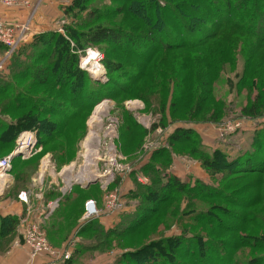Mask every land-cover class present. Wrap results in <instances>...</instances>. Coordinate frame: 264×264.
Here are the masks:
<instances>
[{"label": "trees", "instance_id": "obj_1", "mask_svg": "<svg viewBox=\"0 0 264 264\" xmlns=\"http://www.w3.org/2000/svg\"><path fill=\"white\" fill-rule=\"evenodd\" d=\"M93 2L74 0L64 11L68 20H75L64 23L66 32L51 29L35 34L8 58L5 68L0 72V156L13 152L18 137L25 131L34 132L37 144L48 147L62 132L65 121H72L80 112L92 106L91 101L102 95L103 90H106V95L109 93L112 96V92L131 88L145 74L147 68L143 71L139 65L121 66L106 57L109 49H100L104 54L103 64L111 75L110 85H101L80 68L78 51L97 48L96 45L108 43L124 49L131 46L130 51L138 53V64H141L142 59L144 62L149 61L151 51L164 47L171 50H196L204 49L213 41L234 44L238 38H231V31L238 30L254 43L247 55V67L241 85L251 87L256 81L264 83V74L259 73L260 70L264 72V65L251 75L256 53L264 49V0H167L165 6H160L158 0H126L127 8L130 5L135 7L130 11L140 21V25L134 26L132 30L101 25L94 27L96 19L102 15V6L91 7ZM169 16L176 20L174 28L166 21ZM161 21H166V25L162 26L168 27L164 32L157 31ZM247 39H244V47ZM213 50H205L201 55V58L207 55L210 61L202 72L208 73L207 66L213 70L218 66L220 54L216 55ZM257 60L264 64V55ZM199 84L200 93L194 113L202 111L203 100L212 92L210 79H201ZM62 94L70 98L74 95L73 101L63 100L65 96ZM222 111L221 107H212L206 117L210 121H217ZM243 111L252 118L264 116V94L259 92ZM139 129L146 132L143 128ZM259 130L255 131L251 146L241 150L236 158L229 157L219 149L213 152L205 149L193 131H175L170 135L171 144L174 146L182 141L196 144L198 147L194 151L202 153L203 168L212 179L188 182L167 170L159 172L160 168L151 161L146 173L152 174V182L140 186V189L133 190L129 195V198L138 201L136 207L120 213L116 223L110 226L102 223L101 218L79 224L77 235L85 240L76 245L71 259L64 264H77L88 251L101 253L115 246L116 242L122 241V246L128 244V238L147 226L151 220L154 221L147 226L148 235L144 238L150 242L142 241L136 246L137 250L123 253L112 264H264V215L254 209L259 203H264V129ZM167 152L165 148L157 149L152 159L161 158ZM20 161L19 156L14 157L11 172L16 171ZM21 174L18 173L15 184L4 192L0 200L23 202L19 195L28 188L30 181L21 177ZM245 178H249V181L240 184L239 181ZM92 185L86 188L77 185L72 191L78 190L82 194ZM71 194L61 203V208L66 206L62 213L59 216H55L56 213L52 215L51 219L61 220L60 223H54L47 229L48 238L55 246L66 241L75 227L68 209L75 202ZM195 201H214V210L204 207L195 209ZM222 202L241 207L240 213H231V223L228 225L219 215V212L224 211ZM176 203L179 209L187 203L179 217L181 221H215V229L228 230L234 235L233 241H215L211 236L194 232L187 226L182 227L179 236L166 237L163 234L160 239L153 240L160 229L173 220L174 211L169 209H177ZM19 222L18 215L0 213V238L3 239L0 245L11 243L12 234ZM248 223H251L249 228L246 226ZM247 249L248 256H243ZM185 254L189 255L190 261L182 259Z\"/></svg>", "mask_w": 264, "mask_h": 264}, {"label": "rangeland", "instance_id": "obj_2", "mask_svg": "<svg viewBox=\"0 0 264 264\" xmlns=\"http://www.w3.org/2000/svg\"><path fill=\"white\" fill-rule=\"evenodd\" d=\"M125 1L94 0L91 7L102 6L100 8L102 15L96 19L94 27L101 25L116 29L132 30L134 26L140 25L139 18L130 11L131 8L135 7L130 5L127 8ZM56 2L63 4L60 7L62 17L53 22L55 27L51 26V29L66 32L63 28L64 23H72L75 20H68L64 11L68 6L73 4L74 0H59ZM166 2L167 0H158L160 6H165ZM120 7L123 11L117 13L122 10ZM166 21L170 27L174 28L176 20L173 16H169ZM166 21H161L158 24L157 31L164 32L167 30L168 27L162 26L166 25ZM231 32L233 35L231 38H238L234 41V44H222L220 41H213L209 46L204 47V49L199 48L196 50L186 48L171 50L168 47H164L161 50L151 51L149 61L147 62L145 60L144 62L142 59L141 64H138L140 62L138 60V53L130 51L131 46H128L127 49L108 43L95 46L97 47L95 49L99 48L98 50L101 53H103L101 50L105 48L109 49V54L107 53L106 57L113 62L120 63L119 65L121 66L139 65L143 68V71L146 68L147 70L129 89L112 92V96L109 93L106 95V90H103L102 95L96 96V99L91 101L93 103L92 106L80 112L72 121H65L66 125L63 127L62 132H59L55 141L50 143L48 147L38 145L37 150L33 152L35 156L28 160H21L15 168L16 171L10 173L7 189H10L15 184V177L18 176V173H22L20 176L31 182L30 184L27 183L28 188L26 189V191L30 192V196L28 203H26L28 206L25 207L24 211L22 210L23 212L20 211V205H2L3 202L5 203L7 201L0 200L1 214L14 215L17 213L15 215L20 217L18 227L12 234L11 243L8 245H0V264L11 255L13 249H16V247L19 248L21 244L23 245V220L25 218L40 222L45 206L49 202L55 201L58 198H62L61 201H63L67 195L73 192L72 190L69 192L70 186L67 184L69 179L72 182L76 180L79 186L87 185L90 180L96 179L97 182L94 183L95 185L91 184L92 186L82 194H79L78 190H74L71 194V199H74L75 202L68 209L70 219L72 222L75 221V227L68 239L58 245L60 247L66 244L67 241L77 240L78 244L85 240L82 236H78L77 232L89 200H95L99 203L101 209L104 210V204L109 195L118 191L121 193V199L126 203L123 211L134 209L138 201L135 198H129L130 192L152 182V174L146 173L151 161L160 168L159 172L167 170L173 176H180V178L188 182H195L199 179L204 181H209V178L212 179L208 177L209 175H207L203 168L201 161L202 153L200 151H194L198 147L196 144L186 141L175 143L174 146L171 144L170 135L178 129L193 131L198 135L205 149L210 152L219 149L232 158H236L241 150L248 149L251 146L255 137V131L259 129L262 131L264 129V116L252 118L245 115L243 110L255 100L259 92L262 95L264 94V83L260 82L259 84L256 81L255 85L251 87L241 85L247 67V55L252 50L254 43L238 30ZM244 39H247V44L245 45L246 50L244 47ZM210 48L214 49L213 51L216 55L220 54L218 57V66L214 70L209 69L207 66L208 73L202 72L210 61L207 55H205V58H201V55H203L205 50ZM78 52L81 60L85 51ZM256 54L257 56L254 59L251 75H253L254 70H258L264 65L260 64L257 60L259 56L264 55V49H259ZM87 68L92 72L87 71L89 75L101 85H110L111 75L104 64L102 66L103 75L101 77L96 75L97 70L90 67ZM259 73L264 74L261 70ZM201 79H210L212 81V92L208 98L203 100L202 111L194 113V107L200 93L199 83ZM35 93L38 94V92ZM63 96L65 97L62 99L67 102L73 101L74 99V95H71V98L69 95L64 94ZM105 101L107 103H105V109L103 110L104 115L102 114L100 118L102 121L92 125L93 132L98 136L100 135V144H97L95 141V144L93 143L91 147H86L84 142L91 130L90 120L94 115L96 107ZM212 107H221L223 109V113L217 121H210L208 120V116L206 117V115H209L208 113L212 110ZM13 121L15 120L13 119ZM237 124H244V126L243 128L235 129L236 131L233 130L228 133L230 127ZM135 126L138 128L135 129ZM139 128H143L146 132ZM25 132H22L20 136ZM160 148H165L168 151L167 154L161 158L152 159L153 152ZM10 154L12 152L2 154L0 159ZM46 164L49 165L47 169L45 167ZM67 168L70 170L65 172ZM42 170H44V175H41L42 180L39 182L40 172ZM86 173L88 177L90 176L86 178L87 180L79 182V180L75 179L79 175ZM248 179L245 178L239 182L243 184L249 181ZM73 184L75 185V183ZM64 189L67 190V194L65 193V195H63ZM213 203L214 201H195L194 208L199 209L200 207H204L206 209H213ZM176 204L177 209L173 206V208L169 209V211H174L173 220H170L168 225L162 227L153 240L160 239L163 234L166 237L179 236L182 234V227L187 226L188 229L194 232L211 236V239L215 241H233L234 235L231 232L215 229V221L209 223L181 221L179 217L183 214L187 203L182 204L180 209L178 203ZM222 204L224 205L222 208L224 211L219 212V215H222V219L228 225L231 223L229 219L231 218L229 217L231 213L238 214L241 211V207L237 204L234 205L227 202H222ZM65 208V205L61 208L60 204V207L54 212L56 213L55 216H59ZM254 209L260 210L262 212L261 215H264V203H259ZM116 213L111 212L109 215L118 217L120 214ZM51 218L52 216L42 224L47 237V229L54 223L58 224L61 221H56ZM153 221H149L146 225H152ZM111 222L109 224L116 223L112 219ZM147 226L135 235L130 236L128 238V244L122 246V241H120L119 243L116 242L115 246H110L101 253L88 251L85 257L77 264H99L102 261H112L113 263L123 253H130L133 250H137L136 246L142 241H149V239H144L148 235L149 229ZM246 226L249 228L251 223H248ZM48 240L52 245L54 244L49 238ZM2 243L3 239L0 238V244ZM53 246L59 248L58 246ZM2 249L3 252H1ZM247 252L248 249L244 252L245 254L243 256H248L246 255ZM182 259L190 261L188 254L183 255Z\"/></svg>", "mask_w": 264, "mask_h": 264}, {"label": "built area", "instance_id": "obj_3", "mask_svg": "<svg viewBox=\"0 0 264 264\" xmlns=\"http://www.w3.org/2000/svg\"><path fill=\"white\" fill-rule=\"evenodd\" d=\"M48 1L49 0H0V5L4 7L20 9L25 8L29 11L31 10L28 19L24 22H7L0 19V72L5 68L7 60L12 52L30 37L32 33V20L34 18V14L36 13L38 5H40L41 3H46ZM53 1L56 2L59 0ZM103 61L104 54L101 53L98 49L91 47L85 50V53L80 60V67L83 70L91 72V70H89L87 67L96 70L95 64H103ZM102 75L103 72L97 76L101 77ZM243 126L244 124L231 126L228 133L232 132L235 129L237 130L239 128H243ZM26 141L27 143L25 144ZM24 146L29 147L23 150ZM38 147V144L34 143L33 133H31V131L25 132L19 137L17 141V147L12 152V154L0 159V177H2L5 173L8 174L7 178L5 177L4 179L5 182L0 185V196L3 195L8 188V179L13 168L14 157L19 156L21 160H28L31 157L35 156L33 152L37 150ZM45 167L47 169L49 165L46 164ZM43 171L44 170L40 172L39 182H41L42 176L44 175ZM76 185L78 184L75 183V185H70L69 192ZM65 193L67 194L66 189H64L63 195H65ZM29 196L30 192L24 191L19 195V198L25 203H28ZM61 200L62 198H58L55 201L49 202L45 206L44 213L42 214L43 217L40 222L27 218L23 220V245L28 251V255L30 258L29 264H64L66 261H69L71 259L77 245V240L69 241L62 247L56 248L49 242L47 234L42 227L44 221L48 220L50 216H52V214L55 212V210L60 207V204L62 202ZM125 204L126 203L121 199V193L118 191L109 195L104 204V210L101 209L99 203H97L95 200H89L86 204V211L83 215L82 220L80 221V224L83 225L93 219H99L105 214H111V212H118L116 214H120L122 213L121 211H123Z\"/></svg>", "mask_w": 264, "mask_h": 264}, {"label": "crops", "instance_id": "obj_4", "mask_svg": "<svg viewBox=\"0 0 264 264\" xmlns=\"http://www.w3.org/2000/svg\"><path fill=\"white\" fill-rule=\"evenodd\" d=\"M61 5L63 4L57 2L55 3L53 0L38 5L32 21V33L30 36H32L33 34H38L43 31L51 30L52 28L51 26L55 27V24L53 22H55V20L62 17V10L60 8ZM30 12L31 10L29 11L28 9L25 8L20 9V8L4 7L0 5V19L5 20L7 22H16V21L24 22L28 19ZM5 201L7 202L5 203L3 202L2 205L4 204L20 205V207L22 208V209L20 208V211L22 210L24 211L25 207L28 206V204H26L24 201H23L24 203L15 200L13 201L5 200ZM111 219L112 221H117L119 217L117 216L113 217L111 215H103L100 220L106 226H110L112 225L109 224L112 223ZM29 262H30V258L28 255V251L26 247L21 244L19 245V248L16 247V249H13L11 255H9V257H7V259L4 260L2 264H29ZM99 264H112V261L110 262L102 261Z\"/></svg>", "mask_w": 264, "mask_h": 264}, {"label": "bare ground", "instance_id": "obj_5", "mask_svg": "<svg viewBox=\"0 0 264 264\" xmlns=\"http://www.w3.org/2000/svg\"><path fill=\"white\" fill-rule=\"evenodd\" d=\"M102 66H103V64H99V63H96L95 64V68H96V70H97V72H96V74L97 75H99L100 73H102L101 71H102ZM105 103H107V101H105V102H103L101 105H99L98 107H96V110H95V112H94V115L92 116V118H91V120H90V124H91V130H90V132H89V134L87 135V138L85 139V142H84V145L86 146V147H91V145L96 141V143L97 144H100V141H101V138H100V135L98 136L96 133H94L93 132V124H95L96 122H101L102 120H100V118H101V116H102V114H103V110L105 109ZM109 107V106H108ZM109 109V108H108ZM106 114V113H105ZM104 115V114H103ZM31 133H33V139H34V143L35 144H37V138H36V135H35V133L34 132H31ZM27 143V141L25 142V144ZM95 144V143H94ZM29 146H24L23 147V150L25 149V148H28ZM113 148V147H112ZM97 149H98V147H97ZM96 150V149H95ZM113 153H114V151H113ZM98 154V153H97ZM96 162V161H95ZM90 165H92V163H90ZM68 170H70V169H65V172H67ZM93 171V170H92ZM7 175L8 174H4L2 177H0V185L1 184H3V182H5L4 181V179H5V177L7 178ZM88 174L86 173V174H82V175H79V177H76L75 179H77V180H79V182L80 181H85V180H87L86 178L88 177L87 176ZM91 175V174H90ZM90 177V176H89ZM88 177V178H89ZM73 183H77V181L76 180H73V182H72V180L71 179H69L68 181H67V184L70 186V185H72Z\"/></svg>", "mask_w": 264, "mask_h": 264}, {"label": "water", "instance_id": "obj_6", "mask_svg": "<svg viewBox=\"0 0 264 264\" xmlns=\"http://www.w3.org/2000/svg\"><path fill=\"white\" fill-rule=\"evenodd\" d=\"M63 20H65V18H63ZM95 78H97V77H95ZM98 79H99V77H98ZM96 182H97L96 179H95V180H90V181L88 182L87 185H81V187L86 188V187H88L89 185L94 184V183H96Z\"/></svg>", "mask_w": 264, "mask_h": 264}]
</instances>
